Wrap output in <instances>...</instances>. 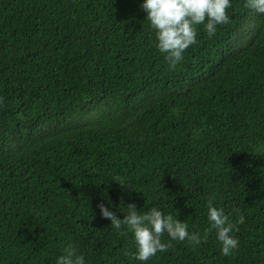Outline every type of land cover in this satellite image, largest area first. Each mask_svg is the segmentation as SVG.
Returning a JSON list of instances; mask_svg holds the SVG:
<instances>
[{
    "label": "trees",
    "instance_id": "trees-1",
    "mask_svg": "<svg viewBox=\"0 0 264 264\" xmlns=\"http://www.w3.org/2000/svg\"><path fill=\"white\" fill-rule=\"evenodd\" d=\"M141 2L0 0V264H56L68 244L140 264L109 201L202 237L162 234L146 264H264V14L231 0L170 66ZM209 203L238 239L228 257Z\"/></svg>",
    "mask_w": 264,
    "mask_h": 264
},
{
    "label": "clouds",
    "instance_id": "clouds-1",
    "mask_svg": "<svg viewBox=\"0 0 264 264\" xmlns=\"http://www.w3.org/2000/svg\"><path fill=\"white\" fill-rule=\"evenodd\" d=\"M245 6L258 14H264V0H245ZM230 7L231 0H142L140 4L155 31L157 48L165 54L170 66L179 62L185 50L196 43V26L202 25L207 35L212 37L219 25L228 24L230 16L227 10ZM108 204V207L104 203L98 204L101 217L109 219L117 231L122 228L131 231L135 242L133 258L140 264H146L158 252L167 250L169 244L161 241L162 234L166 233L173 241L188 240L194 245L201 242L202 237L198 233L189 232L185 223L165 215L161 208L154 206L140 213L135 204L129 203L126 213L118 217L110 210V201ZM207 219L216 231V237L222 245V254L230 256L239 242L232 235L233 226L228 222L226 214L209 203ZM243 220L241 216L240 222ZM56 264H87V261L84 254L78 253L75 246L68 244L56 257Z\"/></svg>",
    "mask_w": 264,
    "mask_h": 264
}]
</instances>
